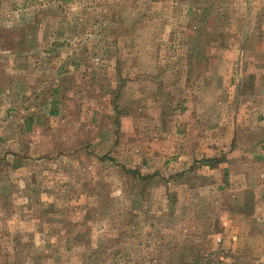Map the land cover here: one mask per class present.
<instances>
[{
	"label": "rangeland",
	"instance_id": "rangeland-1",
	"mask_svg": "<svg viewBox=\"0 0 264 264\" xmlns=\"http://www.w3.org/2000/svg\"><path fill=\"white\" fill-rule=\"evenodd\" d=\"M0 264H264V0H0Z\"/></svg>",
	"mask_w": 264,
	"mask_h": 264
},
{
	"label": "trees",
	"instance_id": "trees-1",
	"mask_svg": "<svg viewBox=\"0 0 264 264\" xmlns=\"http://www.w3.org/2000/svg\"><path fill=\"white\" fill-rule=\"evenodd\" d=\"M59 1H64V2H67V0H59ZM57 113L56 112H52V115H56ZM203 164L204 165H207L211 168H214L215 166H217L219 164V160L213 158V159H205L203 160ZM124 171V173L126 174V176H128L130 179H132L133 181H137V182H140L141 184H144V183H150V181H152L153 179V176H144L142 175L139 170L136 168V169H127V168H124L122 169Z\"/></svg>",
	"mask_w": 264,
	"mask_h": 264
}]
</instances>
